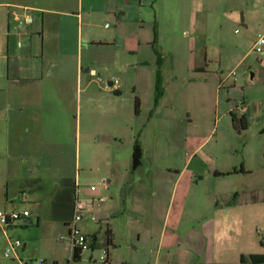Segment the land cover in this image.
I'll return each instance as SVG.
<instances>
[{"label":"rangeland","instance_id":"obj_1","mask_svg":"<svg viewBox=\"0 0 264 264\" xmlns=\"http://www.w3.org/2000/svg\"><path fill=\"white\" fill-rule=\"evenodd\" d=\"M83 3L82 25L74 17L66 18L67 53L77 55L78 39L82 36L86 45L88 30L100 40L118 29L120 49L117 55H109L106 47L97 51L88 47V52L97 54L90 58L99 72V79L88 91L83 90L87 81L81 84L75 78L55 85L60 91H54L49 80L19 85L23 91L20 101L33 108L28 116L30 130L17 128L19 135L0 137V143L20 141L24 132L23 137L35 145L46 140L42 149L51 157L42 163L37 157L27 163L7 157L0 160V197L12 179L24 176L43 178L46 193L54 197L52 190L63 187L61 179H66L67 185L79 181L82 188L91 189L108 179L109 172H132L133 145L136 138L141 141L139 130L144 127L145 161L139 177L146 187L138 196L122 195L120 187L113 193L115 246L105 244L104 225V243L94 251L87 249L79 262L72 260L64 220L52 215L51 198L40 208L41 214L35 205L16 201L21 213L26 209L33 212L32 223L25 226L19 221L16 229L8 231L12 241L22 243L16 251L22 263L6 258L7 238L0 230V264L206 263L202 234L210 220H222L225 225L215 228L212 236L214 263L239 264L242 255L264 254V52L253 51L259 34L264 33V0H137L130 4L119 0L122 21L108 12L113 5L109 0ZM77 8L78 0L60 7ZM242 13L255 25H243L239 20ZM133 38L142 41L135 57L122 50ZM155 47L166 62V94L158 108L151 65ZM87 54L86 49L84 66L91 60ZM75 61L74 57L67 68L73 76ZM114 79L123 89L116 101L122 119H113L103 111L111 107L105 90ZM26 87L34 91L32 95L22 89ZM94 93L100 100L91 95ZM137 98L142 102L140 109L136 108ZM39 110H44V117ZM233 111L247 116V130L234 128ZM62 132L66 146L57 143ZM103 133L109 136L101 139ZM109 160L114 162L112 166ZM182 171L183 177L176 183ZM224 172L230 175H217ZM128 179L132 184L138 180L132 175ZM23 188L30 193V188ZM98 215L103 216L101 212ZM78 227L84 235L98 230L96 223L84 220ZM224 229L231 239H219ZM171 243L177 246L169 248ZM107 247L110 255L105 263Z\"/></svg>","mask_w":264,"mask_h":264},{"label":"crops","instance_id":"obj_2","mask_svg":"<svg viewBox=\"0 0 264 264\" xmlns=\"http://www.w3.org/2000/svg\"><path fill=\"white\" fill-rule=\"evenodd\" d=\"M68 1L69 0H0V137H8V134L11 137H16V135H19V133L17 132V128L22 131L24 130L25 132H28L30 130L28 116L32 115L29 114V111H31L33 108H31L32 106H30L26 101H20L22 96H20V94L23 93V91L19 88L20 84L33 85L34 83H38L40 85L43 80H49L51 81V86H55L62 83L66 84L67 81L73 80L75 78L79 82H81V84L82 81L86 80L87 85L83 90L88 91L97 82L96 78L99 76L98 70L94 67V60L90 58L93 55L97 56V54H93V52H90L91 50H89L88 52V47L94 48L96 49V51L99 47H106L105 49L109 51V55H117L120 49L119 46H121L118 45V29L117 31H113L114 33L112 32L113 36H109V38L107 39L100 40L96 39L92 30H88L86 45L81 42L82 36L78 39L77 55L73 56L72 54L67 53L66 18L71 19L74 17L78 19L79 25H82L84 23V16L82 15V11L84 8L83 0H78L77 9L81 10L80 12L77 9H73L72 11H69L67 9L61 10L60 7L66 5ZM109 1L111 4L113 3V5L109 8L110 11L108 12L111 14L113 13L117 16V19L122 21V18H119V15L122 11L117 7V3L119 0ZM121 1L130 4L135 3L137 0ZM15 15L19 16L20 20L14 19ZM28 16L33 18V22L31 24L27 23L26 21V18ZM239 20L243 25L247 27H249L250 25H255V22L252 21V19H250V17L246 13H242L241 15H239ZM80 33L82 35V29L80 30ZM37 37L39 39H37ZM141 46L142 41L140 39L133 38L129 39L127 48L125 47L124 49L123 46L122 50L135 57L137 52H139ZM86 49L88 53L87 57L91 60L88 59L87 65L84 66L83 52L86 51ZM134 53L136 54L134 55ZM154 53L155 58L152 59L151 65L155 68L157 81L159 63L161 62L162 64L160 71L162 74V78L164 79V74L166 72V62L164 60L165 58L163 57L162 52L157 50L156 47L154 48ZM74 57L76 58L75 76L67 73V68L70 66L69 62L73 61ZM146 62L147 61H143L142 64H146ZM112 81L113 80H110L109 82ZM41 87L44 88V86ZM22 89H26L27 94L32 95V93L34 92L28 87ZM47 89H50V87H47ZM52 89L54 91H60V89L56 88V86ZM105 93L109 94V96H107V99H109L108 104L111 105V107H105L103 108V111H106L107 114L111 115L113 119H116L119 116V119H122V109L120 106L116 105L117 99H119L123 95L122 85L119 84L118 81V83L115 84L113 88H107L105 90ZM165 94L162 99L165 97ZM91 95H96L99 98L96 93ZM103 100L106 101V98ZM154 104L156 108L159 107V105H156V95L154 97ZM140 105H142L141 100ZM43 111L44 110L40 111V115L42 117H44ZM141 112V110L137 111L138 117L141 116ZM23 127H26V129H24ZM42 127L43 126H41V128ZM43 129L41 130L43 131ZM145 129L146 127L142 129L140 128L139 130V132L141 133L140 142L144 154L141 167H139L137 170H132V172L128 171V169L122 172H109L107 174L108 180L111 184L109 190H104L102 189V187H100L98 191L93 192L90 188L81 187L80 207L81 212L83 213L84 222H86V224L93 222L91 219L92 215H95L98 219V222H93L98 225V230L87 232L85 233V235L91 236L96 234L99 238L100 246L102 245V243H104L101 235L104 225L109 224L116 237V231L113 227V221L114 218H116L114 215L115 205L113 193L117 192L120 187L122 195L131 193L138 196L140 194H143L144 187H146V183L141 177H139L142 175L141 169L143 168L145 161L144 159L146 144L143 140V132L145 131ZM62 131L65 130L63 129ZM113 134L114 133H111L110 136H114ZM21 136L23 139H21L20 141L17 139L18 141H6L2 142V144L0 143V147L3 146L4 149H0L1 161L5 160L4 157H7V159L10 160H18L20 162L24 161L27 163L32 158L34 159L37 157V160L42 163L48 160L47 158L51 157V154L45 152L42 149L43 145L47 143L46 140L41 139L39 144L35 145V142L29 139L27 140V138L23 137L25 136L24 132H21ZM106 136H109V134L105 135L103 133L101 139ZM57 143L60 146H66L65 136L63 132L61 139ZM101 145L105 144L101 142ZM36 146L40 148L38 151L35 150ZM109 146L110 145H108L107 147ZM113 163L114 162L112 160L108 161L109 166H112ZM183 172L184 171H182L177 177L176 183L180 179H182ZM222 174H225V172ZM130 175L136 177V179L138 178L137 182H133L132 184L128 179ZM43 181V178H31L28 176L20 177L18 179L16 178L15 180L12 179L11 185L7 186L5 193L3 192L4 195L0 197V211L20 212V207L18 206V204H16V201L20 200L22 203L29 202L35 205L36 207H38V213L41 214L40 208L44 207L47 204V201H49L48 199L51 198V200L49 201V206L52 205V215L55 218L64 220L65 227L69 229L68 224L70 223V220H72L74 215L75 184L76 182L79 183V181H76L73 184L69 183L67 185L66 179H61V181H63V187H55L52 190V194L54 195V197H49V195L46 193ZM98 184H100V182ZM23 185L30 188V193H28L29 191L23 188ZM102 197H106L107 200L105 202H99V199ZM173 198L174 196L171 197L170 204H172ZM85 201H95L96 204L93 211H90L85 207ZM25 211L30 212V216L23 220L25 226H28L29 223H32L33 212L28 209H26ZM100 212L103 215L102 217L98 215V213ZM40 219L41 218L38 217L39 222ZM18 226V223L10 226L7 230V235H5V233L3 232L6 238H10L8 235V231L11 229L14 230ZM218 227L224 228V221L210 220L207 225L208 230L204 231V234H202V237L205 241V247L203 248V252L205 253V255H203L208 258L205 264L214 263L213 261H211L214 248L212 236L215 233V228ZM0 230H2L1 227ZM219 235V239L227 238L225 229ZM164 236L166 237V235ZM165 237H162V246H164ZM169 242L171 241L169 240ZM175 246H177V244H169V248H174ZM25 247L26 245L24 246L23 250H25Z\"/></svg>","mask_w":264,"mask_h":264},{"label":"built area","instance_id":"obj_3","mask_svg":"<svg viewBox=\"0 0 264 264\" xmlns=\"http://www.w3.org/2000/svg\"><path fill=\"white\" fill-rule=\"evenodd\" d=\"M14 19L20 20L19 16H14ZM27 23H32L33 18L28 16L26 18ZM253 51L258 52V53H263L264 52V33L259 34V39L253 49ZM231 75H235V72L231 73ZM230 76V75H229ZM118 83V79H114L112 82L107 83V86L109 88H113L115 84ZM99 186L102 187L104 190H109L111 187L110 181L108 179H102L100 181ZM98 185H92L91 190L93 192H96L99 190ZM80 190H81V185L76 182L75 184V201H74V215L72 218L73 224H68L69 225V242L72 245V249L74 250L75 247H83L85 250L90 249L92 245V238H89L88 235L81 234V231L79 230L78 224L83 220V216L81 215V196H80ZM107 200L106 197H102L99 199V202H105ZM95 201H85V207L93 211L95 207ZM30 216L29 211H24L23 213L18 212V211H13V212H7V211H0V227L2 231L7 235V230L10 226L14 225L15 223L19 221H23L24 219L28 218ZM93 222H98V219L95 215H92L91 217ZM64 238L62 237V240ZM22 245L21 241H12L10 238H7V247L5 249V256L6 258H12L16 259L20 263L22 261L19 259V255H17L16 251L18 248H20ZM105 255H107L108 251L105 250ZM73 255V253H72ZM106 257H104L105 259ZM103 259V260H104ZM39 264H46L45 261L39 262ZM60 264V263H59ZM65 264H71V262H67Z\"/></svg>","mask_w":264,"mask_h":264},{"label":"trees","instance_id":"obj_4","mask_svg":"<svg viewBox=\"0 0 264 264\" xmlns=\"http://www.w3.org/2000/svg\"><path fill=\"white\" fill-rule=\"evenodd\" d=\"M161 62L159 63V71L157 74V81H156V105H159L160 100L162 99V97L165 94V90H164V83H163V78H162V74H161ZM140 106V100L137 98L136 99V108L138 109ZM231 117H232V121H233V125L234 128L238 131H242V130H247L249 127V120L247 118L246 115H242L239 116L238 113L236 112H231ZM143 148L140 142L139 137L136 138L134 146H133V153H132V170H137L139 167L142 166L143 163ZM242 172H244V169L242 170ZM217 175H230V174H222V173H218ZM238 194H235L233 199L234 201L237 199ZM105 244L107 246H115V235L113 233V230L111 229V226L109 224H107V229L105 232ZM89 238H92L93 242L92 245L90 247V249L92 251H94L95 249H97L100 246L99 243V238L98 236L95 235H88ZM106 250L108 251L106 258L104 259L105 263H107L109 261V249L108 247L106 248ZM86 250L83 247H75V249L73 250V255H72V260L74 262H79L82 260L83 258V254ZM46 263V262H45ZM47 264V263H46ZM54 264H59V263H54ZM200 264H205V263H200ZM214 264V263H212ZM239 264H264V254H249V255H242Z\"/></svg>","mask_w":264,"mask_h":264}]
</instances>
